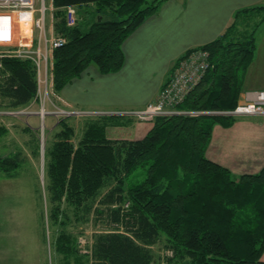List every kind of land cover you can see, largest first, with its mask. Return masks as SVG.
Here are the masks:
<instances>
[{"label":"trees","instance_id":"1","mask_svg":"<svg viewBox=\"0 0 264 264\" xmlns=\"http://www.w3.org/2000/svg\"><path fill=\"white\" fill-rule=\"evenodd\" d=\"M163 1L52 0V33L66 38L52 51L53 91L58 94L90 65L102 74L120 70L123 42ZM67 6L76 10L72 25L67 23ZM257 9L264 6L237 11L222 35L202 46L209 52V68L176 105L179 109L236 108L256 47L253 30L236 33L237 20ZM0 62V99L10 108L31 103L38 91L35 63L19 57ZM236 119L157 117L140 139H111L106 128L116 120L100 119L89 122L76 142L73 127L62 120L46 150L51 220L61 225L72 218L84 224L94 210L93 226L105 223L110 231L94 233L91 264H161L154 245L162 264L260 263L264 165L256 173L237 176L206 155L213 127H229ZM7 131L0 125V138ZM19 157H0V172L15 176L22 165ZM76 243L71 231L58 232L60 253L76 252Z\"/></svg>","mask_w":264,"mask_h":264},{"label":"rangeland","instance_id":"2","mask_svg":"<svg viewBox=\"0 0 264 264\" xmlns=\"http://www.w3.org/2000/svg\"><path fill=\"white\" fill-rule=\"evenodd\" d=\"M42 1L48 8L46 24L47 35H50L49 23L52 21L51 3L50 0H35L36 5H41ZM85 9H80V12L82 13ZM252 30L254 31L256 47L249 66L255 65L253 67L256 68L258 65L262 73L257 79L252 67L249 74H247L248 66L246 71L248 80L245 83L249 87H246L243 83V89L264 84V9L243 12L237 20V34L249 33ZM37 37L38 31L34 30L33 39L37 41ZM174 69L175 67H173ZM163 86L164 84L160 87L155 99L148 101L142 106L96 108L74 107L66 104L60 106L50 80H48L47 84L41 83L36 97L28 105L10 108L0 99V125L5 126L8 130L0 138V157L20 153L19 158L22 159V165L17 169L15 176L7 177L0 172V264L92 263L91 246L94 241V233L110 231V229L107 228L105 223H97L98 226L97 224L93 226L92 222L96 218L94 210L90 213L89 221L84 224H75L72 218L70 219L71 221L67 220L68 223L61 225L51 220V204L48 200L49 193L47 190L48 180L45 175L46 150L52 145L54 135L59 128V122L62 120H65L73 127L75 132L73 140L76 142L84 133L89 122L95 120L101 121L100 119L108 118L113 121L116 120L114 125H109L106 128V133L109 138L118 139L123 138L122 136H124L125 132H129L128 130H132V128H136V132L140 130L139 122H141L142 127L146 125H151L152 127L157 117L195 116L191 115L195 114L194 112L190 113L192 111H200L199 115L212 114L209 111L213 110H187L179 109L177 106L173 108L162 107L161 109H165L163 111H169L165 114L157 111L150 112V114L145 113L149 109V105H158L157 98ZM247 92H244L240 102L246 99L245 94ZM42 107L44 109L43 112ZM173 110L189 111L190 114L170 112ZM134 111H138V114L125 113ZM139 111L142 112L139 114ZM102 112L107 113L101 114ZM139 116L144 117L140 118ZM244 116L236 117L241 120ZM253 116L264 117L262 115ZM136 134L138 136L142 132ZM145 134L132 139H140ZM239 137L240 135L234 136L233 141L240 142ZM223 149L228 150V147ZM251 156L249 153H245L243 160H247L245 157ZM127 203L129 202L127 201ZM61 229L71 231L77 237L76 252L69 254L57 252L56 237ZM152 248L156 252V259L162 264L163 257L160 254L158 245H154Z\"/></svg>","mask_w":264,"mask_h":264},{"label":"crops","instance_id":"3","mask_svg":"<svg viewBox=\"0 0 264 264\" xmlns=\"http://www.w3.org/2000/svg\"><path fill=\"white\" fill-rule=\"evenodd\" d=\"M262 6L264 0H165L123 42L124 65L120 70L102 74L95 65L88 66L56 94L59 105L142 106L156 98L184 52L220 37L237 11ZM49 30L52 33V21ZM252 67L249 66L247 74ZM253 72L257 79L262 73L258 65ZM243 90H264V84ZM139 123L140 130L132 128L122 137L138 138L151 128ZM236 135H240V142L233 141ZM245 153L252 156L243 160ZM206 155L237 176L260 171L264 165V117L244 116L231 127L216 124ZM258 264H264V249Z\"/></svg>","mask_w":264,"mask_h":264},{"label":"built area","instance_id":"4","mask_svg":"<svg viewBox=\"0 0 264 264\" xmlns=\"http://www.w3.org/2000/svg\"><path fill=\"white\" fill-rule=\"evenodd\" d=\"M47 9L44 1L37 6L35 0H0V60L3 57L31 59L36 65L38 90L42 82L47 84L49 80L53 49L66 43V38L62 36L47 35ZM66 10L67 23L72 25L76 20V10L73 6H67ZM34 30L38 31L37 41L33 39ZM208 55L209 52L202 47L187 51L178 60L168 82L163 86L157 98L158 105H149L145 113L150 114V112L157 111L165 114L169 111H163L165 109H161L162 107L173 108L182 102L194 86L202 80L209 68ZM245 97L246 99L233 110L209 112L212 113L211 115L220 116H264V90L248 91ZM43 110L42 107V112ZM141 112L139 111V114ZM170 112L189 113V111L177 110ZM193 112L195 114L191 115L200 114V111L190 113ZM125 113L135 115L138 111Z\"/></svg>","mask_w":264,"mask_h":264}]
</instances>
